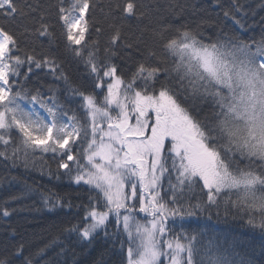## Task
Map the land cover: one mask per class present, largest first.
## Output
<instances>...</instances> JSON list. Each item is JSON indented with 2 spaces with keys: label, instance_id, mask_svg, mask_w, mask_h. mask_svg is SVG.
<instances>
[{
  "label": "snow or ice",
  "instance_id": "1",
  "mask_svg": "<svg viewBox=\"0 0 264 264\" xmlns=\"http://www.w3.org/2000/svg\"><path fill=\"white\" fill-rule=\"evenodd\" d=\"M158 9L152 0H108L106 6L56 0L47 7L41 0H0V20L8 22L0 24V157L27 165L37 152L52 153L58 172L90 193L83 221L66 231L86 245L101 231L105 239L119 238L121 264H234L216 241L173 235L168 222L206 211L211 219L223 199L264 231V39L206 36V19H155L126 32L132 21L158 17ZM54 29L65 51L84 65L91 91L69 84L55 54ZM118 56L131 62L117 64ZM44 69L69 85L82 116L69 115L52 88L45 98L39 87H27L34 71ZM23 100L33 107L26 110ZM37 104L46 117L37 114ZM196 188L206 199L183 203L185 191ZM44 203L50 210L64 206L51 196ZM0 215L11 213L4 208ZM112 217L116 231L110 234ZM13 254L24 256L23 245ZM0 264L11 262L4 257ZM23 264H33L32 256Z\"/></svg>",
  "mask_w": 264,
  "mask_h": 264
},
{
  "label": "trees",
  "instance_id": "2",
  "mask_svg": "<svg viewBox=\"0 0 264 264\" xmlns=\"http://www.w3.org/2000/svg\"><path fill=\"white\" fill-rule=\"evenodd\" d=\"M106 6L108 0H97ZM159 5V16L145 20L137 25L131 22V28L126 25V32L134 33L144 24L155 23V19H163L168 23H198L201 19L210 22L205 28L206 36L234 35L245 41H260L264 39V0H152ZM47 7L55 4L56 0H41ZM225 12L229 15L225 16ZM96 15L103 24L100 9ZM239 19L241 25L235 23ZM25 23V21H18ZM8 22L0 20V24ZM57 36L58 47L55 54L62 63L71 86H81L91 91L87 82V73L82 63H77L72 54L65 51L63 42L59 39V29H54ZM93 39H96L93 33ZM103 47L107 36H101ZM148 43H151L150 38ZM32 42L28 41L27 47ZM47 41H44V50L47 51ZM131 61L121 60L118 56L116 63L127 66ZM26 70V69H25ZM27 87L35 90L39 87L45 98L52 93V88L60 104L71 115L73 110L82 116L79 108L80 100L71 95L69 85L63 80H56L44 70H35L31 75ZM26 110L32 107L28 100L20 101ZM38 105V104H37ZM207 111V109H205ZM43 112V111H42ZM18 132H13L16 142ZM11 145L9 153H11ZM4 145L0 144V150ZM58 160V157H57ZM64 170H57V162L52 153L29 156L27 165L23 158L13 162L11 159L0 157V213L7 208L11 215H0V258L8 257L11 264H23L24 257L32 256L33 264H121L119 238L105 239L103 231L99 238L92 244L86 245L77 242L76 234H70L66 229L83 221L85 208L89 202V191L86 185H77L70 181ZM59 174V178L57 175ZM175 182V177H172ZM164 189H169L168 178L163 181ZM170 191L168 195H170ZM163 195V193H162ZM51 196L53 200L60 198L63 207L51 209V204L45 205L44 197ZM183 203L189 200L196 203L197 199H206L199 188L192 192L185 191ZM167 199V196H165ZM71 204V207L68 205ZM217 209L211 211V219L206 211L195 217L186 218L184 221L169 220L168 226L176 233H185L188 236L202 234L201 243L212 239L222 245V250L227 249V255L234 264H264V231L247 223V215L237 209L226 206L221 200ZM138 219H143L141 213H136ZM108 232L116 231L114 217L110 218ZM127 240V237H123ZM23 245L24 256H15L16 248ZM114 245V247H113ZM125 252L127 244L124 246ZM41 250L44 255H37ZM199 258V257H198Z\"/></svg>",
  "mask_w": 264,
  "mask_h": 264
},
{
  "label": "rangeland",
  "instance_id": "3",
  "mask_svg": "<svg viewBox=\"0 0 264 264\" xmlns=\"http://www.w3.org/2000/svg\"><path fill=\"white\" fill-rule=\"evenodd\" d=\"M32 107H33V105H32ZM34 107H35L36 110H37V114H38L41 118H44V117L47 116V113L44 111V109L40 108L39 105H35ZM42 111H43V112H42ZM142 217H144V216H142ZM114 220H115V218H114Z\"/></svg>",
  "mask_w": 264,
  "mask_h": 264
}]
</instances>
